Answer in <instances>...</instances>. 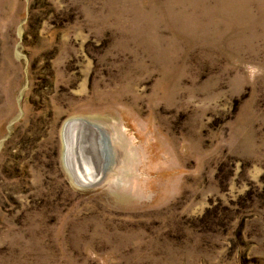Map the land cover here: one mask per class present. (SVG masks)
Listing matches in <instances>:
<instances>
[{"label":"rangeland","instance_id":"1","mask_svg":"<svg viewBox=\"0 0 264 264\" xmlns=\"http://www.w3.org/2000/svg\"><path fill=\"white\" fill-rule=\"evenodd\" d=\"M0 264H264V0H0Z\"/></svg>","mask_w":264,"mask_h":264},{"label":"bare ground","instance_id":"2","mask_svg":"<svg viewBox=\"0 0 264 264\" xmlns=\"http://www.w3.org/2000/svg\"><path fill=\"white\" fill-rule=\"evenodd\" d=\"M69 145H70L69 139L67 138L66 134L65 135L63 134V160L64 163L66 164L67 163L69 164V159H68Z\"/></svg>","mask_w":264,"mask_h":264}]
</instances>
